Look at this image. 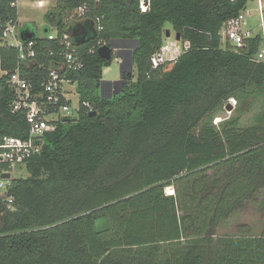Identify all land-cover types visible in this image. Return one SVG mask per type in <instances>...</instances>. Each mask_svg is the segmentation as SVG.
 Segmentation results:
<instances>
[{
	"label": "trees",
	"instance_id": "trees-1",
	"mask_svg": "<svg viewBox=\"0 0 264 264\" xmlns=\"http://www.w3.org/2000/svg\"><path fill=\"white\" fill-rule=\"evenodd\" d=\"M16 1L0 0L1 19L19 18ZM51 1L44 33L22 28L36 42L34 68L24 70L36 83L64 60L47 37L51 24L71 31L77 23L66 19L86 5L87 38L88 23L99 18L103 29L80 46L74 40L84 67L62 71L77 83V115L45 135L29 176L13 179L15 209L0 196V264H264V229L213 234L264 190V63L253 60L262 37L233 49L220 34L254 0H152L145 13L138 0ZM168 24L190 47L153 68ZM112 43L132 48L137 73L125 72L122 92L102 98L114 57L98 49ZM0 56L13 73L18 49L1 47ZM232 98L261 105L253 124L243 126L241 114L205 124ZM13 99L0 82V136L27 138L28 113H13Z\"/></svg>",
	"mask_w": 264,
	"mask_h": 264
},
{
	"label": "built area",
	"instance_id": "built-area-1",
	"mask_svg": "<svg viewBox=\"0 0 264 264\" xmlns=\"http://www.w3.org/2000/svg\"><path fill=\"white\" fill-rule=\"evenodd\" d=\"M138 1L142 12L150 10L152 0ZM255 1L257 2V13L261 18L259 26L263 28L259 33L254 31L247 20L253 11L246 10V5L237 18L228 21L222 27L220 34L224 46L229 45L233 49L245 48L250 39L261 34L259 51L254 55L253 60L264 63V0ZM34 2L41 6L42 2ZM12 5L17 7L18 0ZM88 11L86 5L80 7L66 19V23L71 25L87 19ZM94 23L98 30L103 29L99 18ZM22 28L19 18L17 20L0 18V48L14 47L19 51L18 65L13 73L3 68L0 56V82L7 84L14 93L11 103L13 113L27 112L30 120L29 137L0 136V196L3 197L5 206L9 210L15 209V199L8 194L12 181L15 179L13 174L19 169L26 168L27 163L42 152L45 135L55 131L58 122L75 117L80 110V98L78 105L75 106L71 97L75 93L79 96L77 83L68 79L62 71L65 69L79 71L84 67L71 33L66 32L61 35L58 27L52 26L47 37L49 40L58 41L63 46L61 56L64 60L57 66L49 68L47 76L36 83L24 71L34 68L37 57L36 42L28 36L26 40H23ZM189 47L190 41L188 40H175L163 45L151 58L153 68L176 61ZM86 106L90 107L89 104ZM90 111L93 109L90 108ZM4 174H10L11 177L4 178Z\"/></svg>",
	"mask_w": 264,
	"mask_h": 264
},
{
	"label": "rangeland",
	"instance_id": "rangeland-1",
	"mask_svg": "<svg viewBox=\"0 0 264 264\" xmlns=\"http://www.w3.org/2000/svg\"><path fill=\"white\" fill-rule=\"evenodd\" d=\"M19 20L21 27L27 24L36 25L39 33H44V29L50 23L47 21V14L54 11L57 8V3L50 1L45 3V6H40L33 0H18ZM246 10L253 11V14L247 17L249 24L253 27L256 33H259L263 28L260 25L261 18L257 13V2L250 1L247 4ZM170 31L171 35L168 36ZM177 38V31H175L170 24L166 25V29L163 35V45L174 42ZM133 47V44H130ZM132 48L122 49V55L126 57L128 66H124L125 69H130V58ZM114 61L112 65L104 70L103 81L114 83L121 77V64L123 60L119 59L116 51H114ZM134 73H137L136 66L134 65ZM68 87V84H66ZM115 91V87L112 86V94ZM108 95V94H106ZM74 105L77 106L79 102V96L77 93L71 95ZM255 104L249 108L248 104L239 102L232 98L228 103L220 107L216 112L206 119L205 124L218 126L224 120L231 118L237 114H241V120L243 126H249L255 122L256 115L263 110L261 105ZM231 107L232 109H230ZM77 115V114H76ZM29 176L27 168L19 169L13 174V178H26ZM173 188L166 190L167 194H172ZM261 203H264V190L259 193L257 198L247 204V206L232 215L228 220L224 221L218 228L213 231L214 237L219 238L222 236H234L240 235L242 231L248 230L250 235L259 236L264 229V210L261 209Z\"/></svg>",
	"mask_w": 264,
	"mask_h": 264
},
{
	"label": "water",
	"instance_id": "water-1",
	"mask_svg": "<svg viewBox=\"0 0 264 264\" xmlns=\"http://www.w3.org/2000/svg\"><path fill=\"white\" fill-rule=\"evenodd\" d=\"M92 32L94 33V35L92 37H90V38H87V32L85 30L82 31V34L84 35L85 38L83 40L79 41L78 31L77 30H74V29H72V31H71L72 36H73L74 40L76 41V45L77 46H80L81 44H85L88 41H90L92 39H95L97 37V31H96V29H93ZM167 35L168 36L171 35L170 31L168 32ZM26 36H28L29 38H32V34L26 32V31H22L21 37H22L23 40H26ZM177 39L178 40L181 39L180 34H177ZM114 51H116L118 58L123 60V62L121 64V77H120V79L118 81L112 83V84L115 85V91L109 97H105V94H104V85L107 84V83H110V82L103 81L102 86H101V96H102V98H112L113 96H116L119 93H121L122 90H123L124 84H125V80L123 79L125 72H130V73H133L134 72L133 56H131V58H130V64H129L130 69H128V70L125 69L124 66H128V63L126 61V57L122 55V49L118 45H116L114 43L109 44V45L106 44V45L101 46L98 49L99 55L103 59H107V60H110L113 57ZM229 108L232 109L231 107H229ZM3 177L9 179L11 177V175L10 174H4Z\"/></svg>",
	"mask_w": 264,
	"mask_h": 264
},
{
	"label": "flooded vegetation",
	"instance_id": "flooded-vegetation-1",
	"mask_svg": "<svg viewBox=\"0 0 264 264\" xmlns=\"http://www.w3.org/2000/svg\"><path fill=\"white\" fill-rule=\"evenodd\" d=\"M79 23H81V22H79ZM79 23L75 24L76 26H74L73 29L78 31L79 38L82 37L84 39L85 37L82 34V31L85 30L87 32V29L85 28L84 25L79 24ZM88 24H89L88 25L89 26L88 27L89 30L92 31L93 29H96V25H95L94 21H92L91 23H88ZM112 86L115 87V85L112 84V83H107V84L104 85V94H105V96L109 97V96L112 95V92H111L112 91ZM106 94H108V95H106Z\"/></svg>",
	"mask_w": 264,
	"mask_h": 264
},
{
	"label": "bare ground",
	"instance_id": "bare-ground-1",
	"mask_svg": "<svg viewBox=\"0 0 264 264\" xmlns=\"http://www.w3.org/2000/svg\"><path fill=\"white\" fill-rule=\"evenodd\" d=\"M49 1H51V0H41L40 2H42L41 3V6H45V3H49ZM55 2V1H54ZM82 21H84V20H82ZM82 21H79V22H82ZM79 22H76V23H79ZM73 24H75V23H73ZM52 24L50 25V28H52ZM72 31V30H71ZM71 31H69L70 33H71ZM96 31H97V28H96ZM71 35H72V33H71ZM73 37V36H72ZM73 40H74V38H73ZM176 40H178L177 38H176ZM181 40V39H180ZM179 41V40H178ZM121 60V59H120Z\"/></svg>",
	"mask_w": 264,
	"mask_h": 264
},
{
	"label": "crops",
	"instance_id": "crops-1",
	"mask_svg": "<svg viewBox=\"0 0 264 264\" xmlns=\"http://www.w3.org/2000/svg\"><path fill=\"white\" fill-rule=\"evenodd\" d=\"M114 55V54H113Z\"/></svg>",
	"mask_w": 264,
	"mask_h": 264
}]
</instances>
